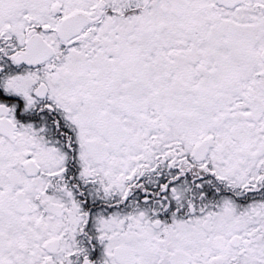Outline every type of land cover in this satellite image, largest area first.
<instances>
[{"label": "snow or ice", "instance_id": "obj_1", "mask_svg": "<svg viewBox=\"0 0 264 264\" xmlns=\"http://www.w3.org/2000/svg\"><path fill=\"white\" fill-rule=\"evenodd\" d=\"M0 264H264V0H0Z\"/></svg>", "mask_w": 264, "mask_h": 264}]
</instances>
